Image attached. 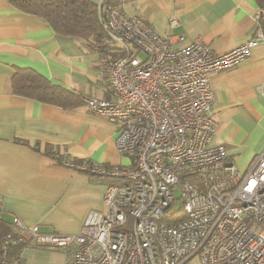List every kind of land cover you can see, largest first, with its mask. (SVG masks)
<instances>
[{"label":"built area","instance_id":"2783aa9c","mask_svg":"<svg viewBox=\"0 0 264 264\" xmlns=\"http://www.w3.org/2000/svg\"><path fill=\"white\" fill-rule=\"evenodd\" d=\"M96 4L122 54L102 63L110 97H86L84 105L117 125L115 145L129 163L63 160L104 179V209L90 210L80 232L42 233L12 215L14 228L39 244L65 249L67 264H184L195 254L201 264H264V147L239 170L224 144L212 143L209 84L211 74L241 62L264 41L263 31L257 27L214 54L199 37L173 46L171 36L122 6ZM260 89L264 94V82ZM9 241V233L0 240V264H9Z\"/></svg>","mask_w":264,"mask_h":264},{"label":"crops","instance_id":"0c3cea01","mask_svg":"<svg viewBox=\"0 0 264 264\" xmlns=\"http://www.w3.org/2000/svg\"><path fill=\"white\" fill-rule=\"evenodd\" d=\"M121 6L171 36L173 46L199 37L214 54L250 36L259 14L255 0H122ZM177 35L183 40L176 41ZM100 60L101 53L81 39L58 34L41 16L0 0V219L13 231L16 215L42 233L75 234L90 210L104 209V179L67 167L64 159L129 163L115 145L117 125L87 111L84 102L65 108L11 90L13 72L29 68L82 97L109 98ZM263 82L264 41L241 62L209 76L216 121L211 141L224 144L239 170L264 147ZM18 236L25 242L19 256L28 244L42 245L27 234ZM58 258L67 264V255Z\"/></svg>","mask_w":264,"mask_h":264},{"label":"trees","instance_id":"16d2710c","mask_svg":"<svg viewBox=\"0 0 264 264\" xmlns=\"http://www.w3.org/2000/svg\"><path fill=\"white\" fill-rule=\"evenodd\" d=\"M15 8L44 18L61 35L79 38L83 45L101 53V63L121 56L122 52L112 45L104 30L103 10L93 0H6ZM122 0H102L104 6H121ZM259 6L257 27L264 31V0H255ZM102 15V16H100ZM13 93L53 103L62 107H73L83 103L85 97L60 84L47 80L29 68L16 69L10 79ZM182 213L179 214V216ZM5 222V221H4ZM11 225L12 222H10ZM7 233L10 241L5 257L10 264L25 243L17 231H13L0 219V240Z\"/></svg>","mask_w":264,"mask_h":264},{"label":"rangeland","instance_id":"374dc122","mask_svg":"<svg viewBox=\"0 0 264 264\" xmlns=\"http://www.w3.org/2000/svg\"><path fill=\"white\" fill-rule=\"evenodd\" d=\"M126 163V161H125ZM175 197H178L179 191L177 188L174 190ZM180 202L177 199L175 201V206H179ZM32 247H35L32 248ZM56 249V248H55ZM47 246L41 245L39 247L38 245H30L28 244L26 248L22 249L20 252V263L21 264H60L61 260L58 258V256L62 255L65 257V255H68V252L65 249H59L55 250ZM58 258V262L55 263V260ZM184 264H201L198 258V255H194L191 258H189Z\"/></svg>","mask_w":264,"mask_h":264}]
</instances>
